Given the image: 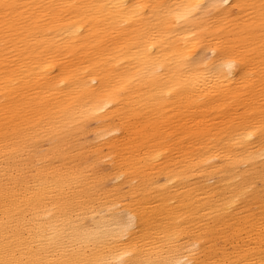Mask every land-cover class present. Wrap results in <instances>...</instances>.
Listing matches in <instances>:
<instances>
[{"label": "bare ground", "instance_id": "1", "mask_svg": "<svg viewBox=\"0 0 264 264\" xmlns=\"http://www.w3.org/2000/svg\"><path fill=\"white\" fill-rule=\"evenodd\" d=\"M0 264H264V0H0Z\"/></svg>", "mask_w": 264, "mask_h": 264}, {"label": "clouds", "instance_id": "2", "mask_svg": "<svg viewBox=\"0 0 264 264\" xmlns=\"http://www.w3.org/2000/svg\"><path fill=\"white\" fill-rule=\"evenodd\" d=\"M213 55H214V53H213ZM221 64L228 71V74H229L228 78L230 79V77L232 76V73H233L234 69L236 68L237 64L231 60H228V59L221 61Z\"/></svg>", "mask_w": 264, "mask_h": 264}]
</instances>
